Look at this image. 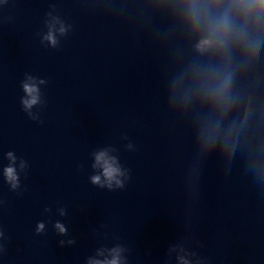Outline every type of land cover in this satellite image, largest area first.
<instances>
[{"label": "water", "instance_id": "95a60500", "mask_svg": "<svg viewBox=\"0 0 264 264\" xmlns=\"http://www.w3.org/2000/svg\"><path fill=\"white\" fill-rule=\"evenodd\" d=\"M192 3L0 0V264H264V18L232 14L255 54L201 53ZM225 67L227 110L208 92ZM101 151L123 187L92 183Z\"/></svg>", "mask_w": 264, "mask_h": 264}, {"label": "clouds", "instance_id": "9594fccd", "mask_svg": "<svg viewBox=\"0 0 264 264\" xmlns=\"http://www.w3.org/2000/svg\"><path fill=\"white\" fill-rule=\"evenodd\" d=\"M219 4L201 6L196 0L189 6V13L191 23L195 30H203L204 35L198 41L196 48L199 52L205 53L209 51H220L227 49L229 42H235L247 49L251 54L259 48V41L251 38L248 29L245 26L241 30H237L233 23V12L242 14L245 21L255 18V23L259 26L260 20L264 18V0H232L230 4L223 11H218ZM60 34H65L67 29L61 25L59 28ZM53 47L57 44V39L52 30L49 31L47 36L44 37ZM29 82L23 84V90L26 98L22 100L25 110H30L33 105L38 103L39 89L32 77H28ZM233 81V74L231 70L225 67L219 74L217 81L208 89L211 97L225 110L231 105V86ZM44 83V81H40ZM31 115V113H29ZM207 139L211 142L214 139V133H210ZM131 147V145H129ZM9 160L15 161L13 153L7 154ZM95 167L102 169L103 181L100 175L91 177L93 184L106 185L112 188L123 187V181L120 179L125 173L121 171L120 167L114 157L108 155L106 151H101L95 156ZM21 167H24L22 162ZM6 180L11 184L13 189L18 186V176L16 169L8 166L4 169ZM60 233H64L66 229L60 223L55 225ZM44 225L41 223L37 227V231H42ZM112 259L101 261H92L91 264H120L119 262V249L112 250ZM186 264V262H182Z\"/></svg>", "mask_w": 264, "mask_h": 264}]
</instances>
